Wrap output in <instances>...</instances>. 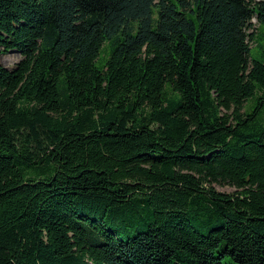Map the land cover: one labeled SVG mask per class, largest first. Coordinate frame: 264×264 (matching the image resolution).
Listing matches in <instances>:
<instances>
[{
    "label": "trees",
    "instance_id": "trees-1",
    "mask_svg": "<svg viewBox=\"0 0 264 264\" xmlns=\"http://www.w3.org/2000/svg\"><path fill=\"white\" fill-rule=\"evenodd\" d=\"M8 53L0 264H264V0H0Z\"/></svg>",
    "mask_w": 264,
    "mask_h": 264
},
{
    "label": "rangeland",
    "instance_id": "rangeland-1",
    "mask_svg": "<svg viewBox=\"0 0 264 264\" xmlns=\"http://www.w3.org/2000/svg\"><path fill=\"white\" fill-rule=\"evenodd\" d=\"M252 23H253V28L250 30V32L254 31V29L257 27V23H256L255 20H253ZM261 30H262V29H261ZM105 46H106V45H104V48H103L102 51H101V52H102L101 55H100V58H101V59H102V57H103V56L105 55V53H106V51H105V50H106V49H105ZM251 46L253 47L254 44L252 43ZM104 49H105V50H104ZM256 51H257L256 48L253 47L252 50H251V54H252V55H255V54H256ZM19 59H20V57H19L18 55L14 54V53L3 54V55H1V57H0V60H1L2 65L5 66V67H7V68H9V69L12 68V67L14 66V64H15ZM100 64H101V62H98V63H97V65H100ZM252 105H253L252 101L249 100V101L247 102L246 106H245V109H246V110H250V109L252 108ZM215 189H216L217 191H219V192H223V193H231V192L234 191L233 188H231V187H227V186H216Z\"/></svg>",
    "mask_w": 264,
    "mask_h": 264
}]
</instances>
